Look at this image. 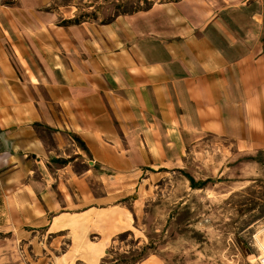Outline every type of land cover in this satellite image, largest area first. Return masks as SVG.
<instances>
[{
  "label": "crops",
  "instance_id": "1",
  "mask_svg": "<svg viewBox=\"0 0 264 264\" xmlns=\"http://www.w3.org/2000/svg\"><path fill=\"white\" fill-rule=\"evenodd\" d=\"M54 1L0 2V264H44L60 234L92 264L133 232L119 201L206 134L264 149V0L71 23Z\"/></svg>",
  "mask_w": 264,
  "mask_h": 264
},
{
  "label": "rangeland",
  "instance_id": "2",
  "mask_svg": "<svg viewBox=\"0 0 264 264\" xmlns=\"http://www.w3.org/2000/svg\"><path fill=\"white\" fill-rule=\"evenodd\" d=\"M158 1L55 0L49 8L102 20ZM119 202L135 216L133 232L110 236L103 253V244L87 246L92 264L101 253L106 261L100 256L96 264H264V149L240 151L230 139L206 134L186 145L177 165L149 171ZM67 236L42 248L44 264H90L81 256L62 262L71 250Z\"/></svg>",
  "mask_w": 264,
  "mask_h": 264
},
{
  "label": "trees",
  "instance_id": "3",
  "mask_svg": "<svg viewBox=\"0 0 264 264\" xmlns=\"http://www.w3.org/2000/svg\"><path fill=\"white\" fill-rule=\"evenodd\" d=\"M14 1H15V0H4L2 3H5V4H12V3H14ZM150 5H151V4L147 2V5H145V6H135V7L131 8V9H129V10H119V11L115 12L114 15H117V14H120V13H125V12H132V11L139 10V9H144V8L149 7ZM114 15H113V16H114ZM113 16L109 17L108 19H102V20H104V21H108V20H110ZM81 20H85V18H84V19H79L78 17L68 18V19H64V20L62 21V23L79 22V21H81ZM128 234H131V231H123V232L119 233L117 236H118V237H121V238H125V236H127ZM145 248H146V245H144V246L142 247V249H141V251L139 252V254H141V253H142V250H144ZM108 253H109V249H108L107 254H108ZM105 259H106V257H103V258H102V261H106Z\"/></svg>",
  "mask_w": 264,
  "mask_h": 264
},
{
  "label": "bare ground",
  "instance_id": "4",
  "mask_svg": "<svg viewBox=\"0 0 264 264\" xmlns=\"http://www.w3.org/2000/svg\"><path fill=\"white\" fill-rule=\"evenodd\" d=\"M261 244V246H262V248H263V250H264V244L263 243H260Z\"/></svg>",
  "mask_w": 264,
  "mask_h": 264
}]
</instances>
